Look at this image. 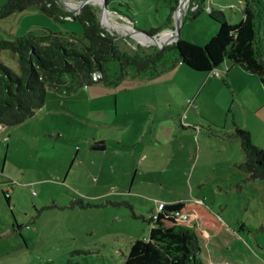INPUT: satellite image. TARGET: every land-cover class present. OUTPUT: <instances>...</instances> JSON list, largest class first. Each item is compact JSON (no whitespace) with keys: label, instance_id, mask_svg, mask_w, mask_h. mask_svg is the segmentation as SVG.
Here are the masks:
<instances>
[{"label":"rangeland","instance_id":"1","mask_svg":"<svg viewBox=\"0 0 264 264\" xmlns=\"http://www.w3.org/2000/svg\"><path fill=\"white\" fill-rule=\"evenodd\" d=\"M83 1L63 0V6L76 13ZM88 2L129 54L175 40L178 21L179 38L204 45L219 27L210 8L236 24L245 6L244 0H187L168 25V0H109L106 10L103 0ZM198 9L192 19L188 13ZM258 26L264 44V16ZM39 28L82 33L78 22L32 8L0 20V40ZM166 33L170 39H162ZM13 57L4 51L0 62L19 73ZM236 69L232 86L207 88L200 103L190 98L198 111L188 119L175 103L182 101L181 85L169 99L177 110L156 94L167 89L135 84L136 77L61 99L48 92L38 116L5 128L17 130L8 149L0 138V175L13 180L6 187L13 190L9 203L0 189L6 210L0 220L10 223L9 235L0 239V264H124L132 243L147 239L158 205L176 201L204 204L221 221L219 232H204L210 264H264V182L240 168L245 154L234 136L235 125L249 128L252 144L264 151V84ZM96 142L105 150L92 151ZM16 220L20 229L13 228Z\"/></svg>","mask_w":264,"mask_h":264},{"label":"trees","instance_id":"2","mask_svg":"<svg viewBox=\"0 0 264 264\" xmlns=\"http://www.w3.org/2000/svg\"><path fill=\"white\" fill-rule=\"evenodd\" d=\"M103 1L107 8L109 0ZM168 1L167 24L170 25L173 13L183 0ZM244 1L243 20L236 24L228 23L221 11L209 9L210 17L219 27L204 45L178 38L176 42L147 53L129 54L118 47L115 36L102 27L96 10L89 4L74 14L65 10L60 0H6L0 6V20L36 8L56 21L64 22L70 17V21L81 25L82 33L39 28L20 37L0 40V52H11L19 68L16 73L0 62V127L19 126L34 118L45 105L50 91L71 95L80 88L95 84L117 87L128 77H136L135 84H140L178 64L196 72L210 73L229 60L264 84V44L258 29V19L264 16V0ZM201 11L198 9L188 15L193 19ZM160 29L162 27L152 28L147 34H155ZM96 74L100 77L94 80ZM234 127V136L240 139L245 154L240 168L248 179L264 182L263 149L252 144L247 130ZM104 148L91 146L92 151ZM3 195L9 203L7 194L3 192ZM177 213L193 215L194 218L182 219ZM150 222L152 226L147 239L132 243L124 264L211 263L204 232H219L222 224L204 204L186 201L164 204L152 215ZM15 228L21 227L15 225ZM8 235L9 232L0 239Z\"/></svg>","mask_w":264,"mask_h":264},{"label":"crops","instance_id":"3","mask_svg":"<svg viewBox=\"0 0 264 264\" xmlns=\"http://www.w3.org/2000/svg\"><path fill=\"white\" fill-rule=\"evenodd\" d=\"M2 53V52H0ZM15 59V57H13ZM234 63H229V62H225L221 67L222 69L219 70V76L218 79H215L213 78V75L209 74V73H202V72H196V71H193L191 70L190 68L186 67L185 65H182V64H178L175 68L169 70V71H166V72H163L162 74H160L159 76L153 78V79H150V80H143L141 81V85H150L152 87H158V86H162V89H167L169 92H167V94H157L158 97H160V99H162V101L164 100V97H167V101H168V104L170 103L171 105H169L170 108L172 109H181L182 107L180 105L183 106V109H185V112H184V115L186 116V118L188 119L189 116L193 113V112H196L198 111V109L196 111L193 110V106L191 107L190 105L192 104V101L190 102V98H193V103H200L201 102V98H202V95L203 93L205 92V90L207 88H210V87H217V86H221L222 83H227L229 86L233 85L234 82L236 83V79L234 80V74L236 72V74H238L239 72L237 71V66H235V64L233 65ZM241 68V67H240ZM243 69V68H242ZM243 72H247V73H243L245 74L246 76H255L253 75L252 73H250L249 71H246L243 69ZM206 74V75H205ZM223 74H225L227 76L226 79H223L221 78L223 76ZM216 77V76H214ZM251 82L254 83V79H252L251 77H249ZM139 84V85H140ZM146 85V86H148ZM181 85L182 87V95H181V99L182 101L178 102V99L175 100L176 104L181 107H175L174 105H172V100H169V99H172V92H171V89H175L176 86H179ZM192 87V89H191ZM85 88V87H83ZM56 98H59L61 99L63 95L61 96H57L55 94H53ZM177 97V96H176ZM146 98L145 96H142V99L140 100L142 103H146ZM149 103V102H147ZM150 105H153V103H151ZM44 107V106H43ZM42 107V108H43ZM41 108V109H42ZM40 109V110H41ZM182 109V110H183ZM39 110V111H40ZM39 111H37L36 113V116L39 115ZM6 127L2 128V130L0 131V138L3 139V138H8L7 142L8 144H6V149H8L10 147V144H11V138L17 130L16 129H5ZM248 131L251 132V135L253 136V131L249 128H247ZM14 130V131H13ZM93 145V144H92ZM104 147H106L104 145ZM105 150V148H104ZM10 178H6L4 175H0V189H3L2 191L5 192L6 194L9 192H13V190H7L6 187H8L12 181L10 182ZM1 212H3L4 214L2 215H5L6 213V210L3 209L1 210L0 208V214ZM19 221L16 220V222L14 223L13 222V227H14V224H18ZM10 227V223H4L2 222V220H0V236L1 235H4L6 234L9 230ZM5 233H4V231ZM207 234L204 233V236L206 237ZM214 263V262H213Z\"/></svg>","mask_w":264,"mask_h":264},{"label":"water","instance_id":"4","mask_svg":"<svg viewBox=\"0 0 264 264\" xmlns=\"http://www.w3.org/2000/svg\"><path fill=\"white\" fill-rule=\"evenodd\" d=\"M186 1L187 0H183L174 13L178 12L180 10V8L182 7V4H184ZM60 2L63 4V0H60ZM88 3H89L88 0H85V1L82 2V6H84V5L88 4ZM103 9L106 10V7L104 6ZM178 20H180V19L178 18ZM175 33H176L175 34V40L169 41V42H167L165 44H161V45H159V48H162L163 46H165L167 44H171V43L177 41V39L179 38V21H178V23L176 22V24H175ZM263 59H264V56H263ZM104 145L105 144L103 142H96V143L93 144L95 149H102L104 147Z\"/></svg>","mask_w":264,"mask_h":264},{"label":"built area","instance_id":"5","mask_svg":"<svg viewBox=\"0 0 264 264\" xmlns=\"http://www.w3.org/2000/svg\"><path fill=\"white\" fill-rule=\"evenodd\" d=\"M80 12V11H79ZM79 12H76V13H74V14H77V13H79ZM71 18L70 17H66V20H70ZM210 74L211 75H213V76H219V70H214V71H212V72H210ZM100 77V75H98V74H96V75H94V80H97L98 78ZM2 130V127H0V131ZM4 139V138H3ZM8 140V138H5L4 139V141H7ZM0 149H1V147H0ZM163 203H160L159 205H158V210H160L161 208H163ZM177 215L178 216H181L179 213H177ZM181 218L182 219H193L194 218V216L193 215H183V216H181Z\"/></svg>","mask_w":264,"mask_h":264},{"label":"bare ground","instance_id":"6","mask_svg":"<svg viewBox=\"0 0 264 264\" xmlns=\"http://www.w3.org/2000/svg\"><path fill=\"white\" fill-rule=\"evenodd\" d=\"M183 5V4H182ZM171 38V36H170V33H166L163 37H162V39H170ZM161 45V44H160Z\"/></svg>","mask_w":264,"mask_h":264},{"label":"flooded vegetation","instance_id":"7","mask_svg":"<svg viewBox=\"0 0 264 264\" xmlns=\"http://www.w3.org/2000/svg\"><path fill=\"white\" fill-rule=\"evenodd\" d=\"M15 225H17V226H19V227H21L20 225H18V224H15ZM15 225H14V227L13 228H15ZM18 229V228H17Z\"/></svg>","mask_w":264,"mask_h":264}]
</instances>
